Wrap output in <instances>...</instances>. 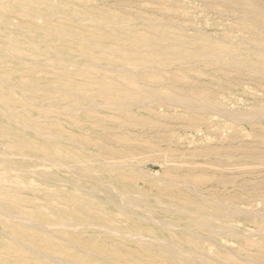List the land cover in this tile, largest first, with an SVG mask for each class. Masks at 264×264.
I'll return each mask as SVG.
<instances>
[{"label": "rangeland", "instance_id": "374dc122", "mask_svg": "<svg viewBox=\"0 0 264 264\" xmlns=\"http://www.w3.org/2000/svg\"><path fill=\"white\" fill-rule=\"evenodd\" d=\"M0 264H264V0H0Z\"/></svg>", "mask_w": 264, "mask_h": 264}, {"label": "bare ground", "instance_id": "6f19581e", "mask_svg": "<svg viewBox=\"0 0 264 264\" xmlns=\"http://www.w3.org/2000/svg\"><path fill=\"white\" fill-rule=\"evenodd\" d=\"M259 115V114H258Z\"/></svg>", "mask_w": 264, "mask_h": 264}]
</instances>
